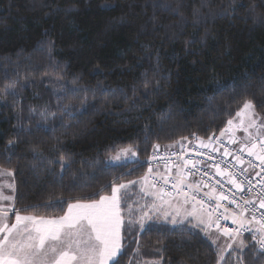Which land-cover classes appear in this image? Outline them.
<instances>
[{
  "label": "trees",
  "instance_id": "trees-1",
  "mask_svg": "<svg viewBox=\"0 0 264 264\" xmlns=\"http://www.w3.org/2000/svg\"><path fill=\"white\" fill-rule=\"evenodd\" d=\"M261 15V0H0V167L13 170L15 209L56 217L97 198L140 177L154 144L219 133L245 97L264 115ZM128 146L135 160L108 161ZM61 154L63 171L49 163ZM121 236L120 264L218 258L197 229L126 223Z\"/></svg>",
  "mask_w": 264,
  "mask_h": 264
},
{
  "label": "snow or ice",
  "instance_id": "snow-or-ice-1",
  "mask_svg": "<svg viewBox=\"0 0 264 264\" xmlns=\"http://www.w3.org/2000/svg\"><path fill=\"white\" fill-rule=\"evenodd\" d=\"M261 2L264 3V0ZM256 6L255 4L250 6L249 10L254 12ZM258 18L264 23V15ZM156 59L159 64V53ZM5 91L8 95L15 96V84L8 85ZM4 103L6 104L7 101L5 100ZM258 106L255 98L245 97L242 107L236 111L235 117L227 120L219 136L210 133L205 140L197 136L195 132L191 133L198 142L199 148L208 149L209 153H219L221 157L219 161L215 156L205 152H198V155H207L206 161L188 159L186 157L188 146L183 144H181L182 151H173L172 155L176 157V162L173 163L170 160L169 164L176 169L178 179L172 187L177 190L178 197H183L182 202L173 204L170 199L171 192L165 191L164 187L158 188L156 184H151L149 188L153 191L142 188L141 192L144 196L152 197V203H146L143 206L137 204L136 207L129 204L127 209L129 218L125 221L122 204L130 199L127 189L137 183V181H128L127 183L113 182L111 195H101L99 200L90 202L77 200L75 203H69L67 212L54 219L21 215L13 205L0 204V264H120L119 257L124 249L121 242V229L125 227V224L127 223L129 228L138 226L143 231L150 229L153 223L161 222L180 226L182 231L198 229L213 245L218 244L221 236L227 237L226 246L217 254L216 264H221V261L225 259L223 253L229 250H232L230 255L234 256L235 264H264V211L260 213L259 219L256 215L257 202L258 208L264 210V115L256 111ZM64 107L67 110L69 105ZM81 107L86 110L83 101ZM31 111L35 112V109ZM66 114L72 115L71 112ZM238 130L244 132L243 139L236 135ZM226 134L229 135L227 143L230 145L238 143L240 145L238 149L230 150L223 144L222 138ZM18 140L19 136L10 139L7 145L14 147ZM184 140H188V137L180 138V141ZM180 141H173L165 147L173 148ZM153 148L158 150L160 145L154 144ZM245 152L249 157L254 156L259 164L253 165L249 160L248 166H245L243 156ZM129 156H136L133 146L120 149L119 153L111 159L118 161ZM54 162H58L63 171L69 165L70 157L61 154L58 161H49V163ZM205 165L215 169L216 176L226 178L227 183L231 185L228 190L230 195L218 191L215 185L203 182L204 178L209 176L207 171L203 172L200 181L188 183V177L195 176ZM250 167L260 168V171L255 173L257 177H260L257 181L260 191L255 196H251L255 185L249 178ZM151 172L150 168L149 173ZM5 174L12 176L13 170L0 167V175ZM147 176L148 173L141 178L145 183H147ZM161 179L166 185L170 177L165 175ZM216 184L223 188L220 181ZM3 187L12 189L13 193L16 191L14 182L4 184ZM184 187L190 191L185 192ZM202 188H211V191L205 192L204 196L209 200L214 199L215 207L207 205L204 200H197L195 194ZM245 192L249 194L247 198H245ZM14 198V195H4L0 192V201H13ZM222 201H229L235 206L236 211L228 215L221 213L214 220L213 213L224 207ZM185 205H191V210H188ZM224 211L229 212L227 208ZM9 212H15L14 223H9ZM137 212L139 213L137 218L132 219ZM245 213L250 214L251 219H247ZM221 217L231 219L237 227L222 228L219 224ZM185 225L188 227L185 228ZM213 225H215V231L220 234L215 238H213ZM245 232L250 233L251 240L244 237ZM139 235L140 233H137V236ZM157 243L163 245V241H157Z\"/></svg>",
  "mask_w": 264,
  "mask_h": 264
},
{
  "label": "built area",
  "instance_id": "built-area-1",
  "mask_svg": "<svg viewBox=\"0 0 264 264\" xmlns=\"http://www.w3.org/2000/svg\"><path fill=\"white\" fill-rule=\"evenodd\" d=\"M227 141L228 140H222L223 144L226 147H228L230 150L231 149H235L234 145L228 144ZM180 151H182L181 148L177 149L175 152H180ZM221 151H222V149H221ZM198 152L209 153V150L208 149L199 148L198 147V142L196 141V143L188 146V150L186 151V157L188 159H191V160L206 161L207 160V155L201 156V155H198ZM172 153L173 152H171V153H163L162 151H156V153L154 154L155 159H151L150 161L147 162V164H149L148 165L149 167H153V169H154V167H164V168H166L167 172H165V174L164 173L155 172V171L154 172L156 174L159 173V175H161V177H162V175L163 176H165V175L169 176L170 179H169L168 184L165 185L163 180L161 179V177H158V180H156V183L159 184V187H164L165 191L171 192V193L173 191L176 194L177 190L172 187L174 176L171 175L168 172V169L172 167L171 164H169V161L171 160L173 163L176 162V157L173 156ZM209 154L215 156L217 161H219L220 158H221L219 153H209ZM243 156H244V159H245V162H246L245 166H248L247 165V161H249V160L252 161L253 165L259 164V161L254 156L253 157H249L246 152L243 153ZM229 161H230V158H229ZM210 163L211 162L209 161V164ZM205 171H207L209 173V176L204 178V180H203L204 183H207L209 185H215L217 187L218 191H223L226 195H230L228 190L231 188V185H229L224 180V178L216 176L215 175V169H213V168H211V167H209L207 165L201 167L200 168V172L197 173L195 176H189L188 178H195L198 181H200L201 177H202V174ZM259 171H260L259 167H254V168L250 167L249 168V178L252 180L253 185H255V187H253V189H252L251 196H255L260 191V185L257 184V181L260 179V177H257L255 175V173L259 172ZM217 181H220V184L223 185L222 189L220 188L219 185L216 184ZM204 189H206V188H204ZM233 191H234V189H233ZM244 195H245V198H247L249 194L247 192H245ZM202 200H204L207 205H211L212 207H215L216 201L214 199L213 200H209L208 197L204 196ZM221 203L223 204L224 207H221V208L217 209V211L215 213H213V216L215 218H217L221 213L226 215L224 213V209L225 208H227L229 210V212L236 211L235 206L230 204L229 201H222ZM256 206H257L256 215H257V218L259 219L260 218V213L262 211H264V210H261V209L258 208V202H257ZM209 211H211V208H209ZM245 216H246L247 219H251L250 214L245 213ZM219 224L221 225L222 228L234 229V228L237 227V225H234L232 223L231 219H223L222 217L219 219ZM257 227H258V225H257ZM245 235H250V233L245 232L244 236Z\"/></svg>",
  "mask_w": 264,
  "mask_h": 264
},
{
  "label": "rangeland",
  "instance_id": "rangeland-1",
  "mask_svg": "<svg viewBox=\"0 0 264 264\" xmlns=\"http://www.w3.org/2000/svg\"><path fill=\"white\" fill-rule=\"evenodd\" d=\"M237 123H238V120H237ZM236 135L238 137H240L241 139H243V137H244L245 134H244V132L242 130H238L236 132ZM235 147H238V146L235 145ZM235 149H237V148H235ZM119 150H117L116 152L112 153L108 157V161L110 163H124V162H129V161H132V160H135L136 159V156L135 157L129 156V158H122L121 160H118V161L111 159V157H114V156H116L119 153ZM155 153H156V151H155ZM152 157H154V155L151 156L150 159L147 160V162L150 161L152 159ZM147 162H146V167L144 169V172H143V174L140 177H138L136 179L121 180V181L117 182V183H127L128 181H137V183L134 186H130L127 189V193H128V196L130 197V199H128L125 203L122 204V211H123V215H124L126 221L129 218L128 217V211H127L129 204H133V206L136 207L137 204L139 206H143L146 203H152V200L150 198L147 199V197H150V196H144L143 193L141 192V189L144 188L146 191H153V189L149 188V185H151V184H156L157 187L159 188V184L156 183V180H158V174H156L154 172L153 167H149L148 166L149 164H147ZM150 168L152 169V172L151 173H149V169ZM161 168H164V167H161ZM171 168H169V169H171ZM146 173H148L147 183H145L141 179L142 177L145 176ZM7 183H13L12 176H8L6 174L5 175H0V192H2L4 195H14L12 189L3 187V185L4 184H7ZM111 187H112V185H111ZM111 187H110V189L108 190L107 193L101 194V195H111ZM101 195H99L97 198H94V199H90V200H80V201H82V202H90L92 200H99V198H100ZM166 199H169V198L166 197ZM170 199H171L172 203L175 204V203H178V202H182L183 197L182 196H179L178 197L172 191V197ZM75 202L76 201H71L69 203H75ZM69 203H67L66 208H65L64 212L61 215L56 216V217H44V218H46V219H54V218H58L60 216H63L67 212V210H68V204ZM157 203H159V201H157ZM0 204H4V205L11 204V205L14 206V200L13 201H0ZM165 207H167V206H165ZM185 207L188 208V210H191V205H185ZM197 208H199V207H197ZM20 214L21 215H34V214L29 213V212H20ZM138 215H139V213L137 212V215L136 216H133L132 219L135 220ZM213 219L215 220L216 218L213 216ZM14 222H15V212H11V213H9V223H14ZM161 223H163V222H161ZM166 224H168V223H166ZM169 225H171V224H169ZM136 227L139 228L138 226H136ZM121 235H122V229H121ZM219 235L220 234L215 231V225H213V238H215L216 236H219ZM226 242H227V237L221 236L220 240L218 241V244L217 245H214L216 247V249H217V253H219L221 251V249L226 246ZM229 251H231V250H229ZM225 254H226V252L223 253V255H225Z\"/></svg>",
  "mask_w": 264,
  "mask_h": 264
},
{
  "label": "crops",
  "instance_id": "crops-1",
  "mask_svg": "<svg viewBox=\"0 0 264 264\" xmlns=\"http://www.w3.org/2000/svg\"><path fill=\"white\" fill-rule=\"evenodd\" d=\"M234 117H235V116H234ZM219 135H220V132L217 133V136H219ZM228 138H229V135L226 134V135L222 138V140H228ZM194 143H196V140H193V141H187V140H184V141H180V143L175 144L173 148H166V147H165L166 145H165V146H160V148H159L158 150H156V151H162V152H164V153H170V152H172V151H176L177 149L181 148V144H183V145H185V146H190V145H192V144H194ZM168 145H169V144H168ZM235 145L238 146V147H235ZM235 145H234L235 148H239V146H240L238 143L235 144ZM154 171H155V172H159V173H165V172H167L166 168H161V167H154ZM168 172H169L171 175L174 176L173 183H175V182H176V179H178L177 174H176V169L172 167L171 169H168ZM159 173H157V174H158V177H161V175H159ZM224 180L227 182L226 178H224ZM197 181H198V180L195 179V178H188V183H195V182H197ZM184 191H185V192H188V191H190V189H188L187 187H184ZM210 191H211V188H206V189L202 188L201 191H200L199 193H196V194H195L197 200H202L203 197H204V193H205V192H210ZM175 195H176V194H175ZM149 198H150L151 200H153V198H151V197H147V199H149ZM174 201H175V200H174ZM197 207H199V205H197ZM9 213H11V212H9ZM224 213H225L226 215H228L230 212H227V213H226V212L224 211Z\"/></svg>",
  "mask_w": 264,
  "mask_h": 264
}]
</instances>
